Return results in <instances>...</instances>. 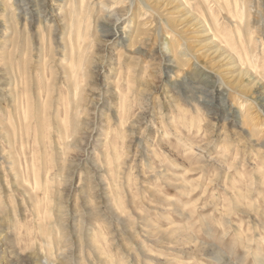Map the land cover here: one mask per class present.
Segmentation results:
<instances>
[{
    "label": "rangeland",
    "instance_id": "obj_1",
    "mask_svg": "<svg viewBox=\"0 0 264 264\" xmlns=\"http://www.w3.org/2000/svg\"><path fill=\"white\" fill-rule=\"evenodd\" d=\"M116 1H88L76 131L65 119L61 139L63 118L50 115L45 144L34 142L33 119L30 141L16 145L19 178L0 125V264H264V54L241 62L195 0ZM8 3L16 42L29 48L27 59L15 51L16 83ZM64 3L0 0V118L14 109V86L37 93L43 59L63 82ZM44 153L48 195L30 197L33 156L38 165Z\"/></svg>",
    "mask_w": 264,
    "mask_h": 264
},
{
    "label": "bare ground",
    "instance_id": "obj_2",
    "mask_svg": "<svg viewBox=\"0 0 264 264\" xmlns=\"http://www.w3.org/2000/svg\"><path fill=\"white\" fill-rule=\"evenodd\" d=\"M8 1H10V0H8ZM64 1H65V3H64L65 5L63 6V8L64 7H66V8L64 9L63 14H64V18L66 19L67 24H68V32H67L68 35L66 38H64L65 41H64V46H63V48H64L63 59H62V62H63V66H62L63 82H61L60 80H53V79L51 80V78H53V72H51V73L49 72L50 70H52L51 66L47 65L46 59L45 60L43 59L41 61L42 65L38 66V68H39L38 72L40 73L39 74L40 76L38 75V78H39L38 84L39 85H37L38 86L37 87L38 88L37 93L32 97L29 88L25 87V90L23 92L19 93V91L15 90L16 86H14V89L12 91L13 93H11L14 95V99H13L14 100L13 101L14 102V105H13L14 109L8 110L7 116L5 118L4 117L0 118V125H1V128L4 130L3 138H5L7 144L9 145L8 159H9L13 169L16 170L17 176L19 178L21 177V175L17 169L18 168L19 155H18V152L16 151V145L19 143H21V145H23L24 141H26V140L30 141L29 140L30 131H31V128H34V127H32V120L33 119H35V122L33 121V123H35V127H36L35 137L33 136L35 139L34 142H38V143H43L45 140L46 128H47V119L50 115H52L56 119H58L60 117L63 118V120L62 119L59 120V133H60V138L63 140H64V138L68 132V127L65 124L64 120L68 119V118L71 119L70 120L71 121L70 122L71 123L70 129L72 131H76L77 126L79 124L78 123V121H79L78 115L80 112V109H79L80 108V101L82 99V94H83L82 91H83V87H84L82 83H83V80L85 77L84 67L86 66L85 65L86 58H88L87 53L89 52L88 51L89 45H90L89 44V40H90L89 38L91 36L90 35L91 30L90 29H91V20L93 18V13L90 11V8H89V3H88L89 0H64ZM105 1H106L105 4L107 6H109V5L113 6L114 4L117 3L116 0H105ZM195 1L199 5V7L202 8L201 14H202L203 20L205 22L204 25L206 24L209 27V30L213 32V37L219 38L220 40H222V42L229 43L227 50H229L231 54L232 53L235 54L234 51H236L239 55V59L241 62H243V60L245 61L247 59L251 60L252 57H259V55L264 54V0H195ZM4 3H5V1H4ZM4 10H5V12H7V13H5L6 16L4 18V20L7 22V28L9 30H11V32L14 34V36L11 37L12 40H10V36L8 38L5 37L6 38V40H5V46L6 47L5 48H7L8 43L11 41L12 42L11 46L13 49L10 51L9 56H8L10 61L5 62V65H6L7 69L11 70L10 72H11L13 79L15 80V83H16L17 81H20L23 79L21 78V76L18 75L19 71H16V69L14 68V64L12 62L15 59L14 58L15 51L17 48H18V51L20 50V48H21L22 52L25 50L26 56L25 55L24 56L26 57L25 59H27V56L29 54V48H28L27 43H26V40H27L26 37L23 38L24 43L21 47H20V44L18 46V44L16 42L17 38L15 37V32L17 31V29L15 27V21L16 20L15 21L13 20V17H14L13 14L14 13H13L12 6H9V3H8L5 5ZM8 13L9 14L11 13V14L8 16L7 15ZM200 22H202V21H200ZM43 34H44V32H43ZM43 34H42V36H43ZM62 41H63V39H62ZM44 42H46V41H44ZM226 43H225V45H226ZM40 44H42V43H40ZM222 47H224V46H222ZM224 49H225V47H224ZM41 50L43 53L41 55L40 54L39 55L41 57H44V56L48 57V55H46L44 53L46 50V46L43 47V45H42ZM51 55H52V53H51ZM6 57H7V54L5 53L4 58H6ZM235 57H236V55H235ZM40 60H41V58H40ZM19 62H22V61H19ZM25 72H26V69H25ZM27 74L28 73L26 72V75ZM24 77H25L24 83L27 84V82H28L27 80L29 78V75H27L28 78L26 76H24ZM29 81H30V79H29ZM60 84L65 86V88H66L65 92L62 90V88H59ZM32 98H34V105H33V102L31 101ZM70 110H71V112H70ZM2 112H4V111H2ZM61 112H63V113H61ZM193 116H195V115H193ZM198 120H200V119L198 118ZM48 132L49 131H47V133ZM178 136H180V135H178ZM180 140H181V138H180ZM43 144H45V143H43ZM61 144H62V142H61ZM35 149H36V147L34 148V151H35ZM18 150L20 151V149H18ZM66 150H68V149H66ZM20 154H22V151ZM5 155H7V154H5ZM186 155H187V153H186ZM35 159L36 158L34 155L33 156L34 162L32 164L31 170H32L33 176L35 178V187L34 186L31 188L28 186L25 187L26 191L28 193H30V197H35L39 194L38 192L44 191V190L46 191V194H47L48 193L47 191L49 190L48 185H47L49 177H47L45 179L43 177V176H45V174H43V170L45 169L44 167H46V165H44L45 163H43V162L49 161L48 160L49 156L46 154L44 156H42V162L40 159L38 161V165L36 164ZM31 162H32V160H31ZM43 179L47 180V181H45L46 183L42 182V181H44ZM53 192L54 191H52V193ZM35 199L36 198H34V200ZM36 203L38 204V202H36ZM37 210H38V208H37ZM39 213H38V215L41 218V220L39 221L40 233L43 235V237L45 236V237L49 238L50 233H53V231H54L53 222L44 220V218L46 219V217H49V210L47 208V210L45 209V212L43 214L40 215Z\"/></svg>",
    "mask_w": 264,
    "mask_h": 264
}]
</instances>
